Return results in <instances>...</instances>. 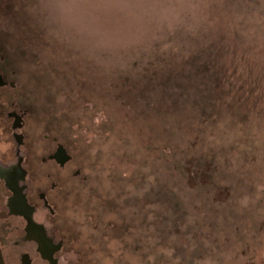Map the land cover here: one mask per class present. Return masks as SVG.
Returning <instances> with one entry per match:
<instances>
[{
    "label": "rangeland",
    "instance_id": "1",
    "mask_svg": "<svg viewBox=\"0 0 264 264\" xmlns=\"http://www.w3.org/2000/svg\"><path fill=\"white\" fill-rule=\"evenodd\" d=\"M0 43L72 155L76 264H264V0H0Z\"/></svg>",
    "mask_w": 264,
    "mask_h": 264
},
{
    "label": "flooded vegetation",
    "instance_id": "2",
    "mask_svg": "<svg viewBox=\"0 0 264 264\" xmlns=\"http://www.w3.org/2000/svg\"><path fill=\"white\" fill-rule=\"evenodd\" d=\"M1 47L0 264H76L74 239L57 225L72 155L53 131H39L38 102Z\"/></svg>",
    "mask_w": 264,
    "mask_h": 264
},
{
    "label": "trees",
    "instance_id": "3",
    "mask_svg": "<svg viewBox=\"0 0 264 264\" xmlns=\"http://www.w3.org/2000/svg\"><path fill=\"white\" fill-rule=\"evenodd\" d=\"M212 63V62H210ZM211 69V68H210ZM202 89H204V91L207 89L206 87H202ZM198 91H200L198 89ZM202 91V92H204ZM201 92V91H200ZM221 99V97H220ZM196 142V141H195ZM171 144V143H170ZM171 147V145H168ZM195 146V145H194ZM172 150L169 149V147H167V149H164L165 151L162 150V156L163 157H173L174 160L177 157V153H175L176 148H178L176 145H174V147H171ZM174 148V149H173ZM167 162H169V160H165ZM204 162H200L199 164H192L191 161L188 163H182L178 164L180 165L179 169L181 168L184 173H185V177L187 178V183H189V186H194L197 185L198 183H201V181L203 180L204 182H207V179H210L209 184L218 187V181L215 177V179H213V175L216 174L219 170H220V165H218L217 160L214 158L213 160H211L210 162H207L205 160H203ZM202 167V168H201ZM207 167V169H206ZM168 171V169H167ZM184 176V174H183ZM188 186V189H189Z\"/></svg>",
    "mask_w": 264,
    "mask_h": 264
},
{
    "label": "water",
    "instance_id": "4",
    "mask_svg": "<svg viewBox=\"0 0 264 264\" xmlns=\"http://www.w3.org/2000/svg\"><path fill=\"white\" fill-rule=\"evenodd\" d=\"M3 264V263H2Z\"/></svg>",
    "mask_w": 264,
    "mask_h": 264
}]
</instances>
